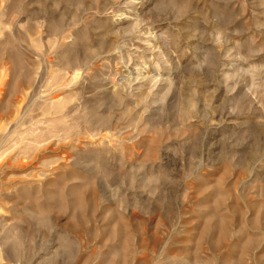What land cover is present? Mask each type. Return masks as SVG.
Wrapping results in <instances>:
<instances>
[{"label": "rangeland", "instance_id": "obj_1", "mask_svg": "<svg viewBox=\"0 0 264 264\" xmlns=\"http://www.w3.org/2000/svg\"><path fill=\"white\" fill-rule=\"evenodd\" d=\"M0 264H264V0H0Z\"/></svg>", "mask_w": 264, "mask_h": 264}]
</instances>
